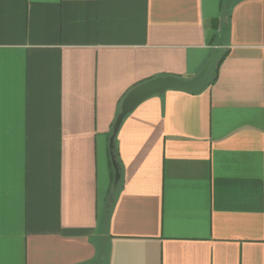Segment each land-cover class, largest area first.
<instances>
[{
  "label": "crops",
  "instance_id": "1",
  "mask_svg": "<svg viewBox=\"0 0 264 264\" xmlns=\"http://www.w3.org/2000/svg\"><path fill=\"white\" fill-rule=\"evenodd\" d=\"M0 264H264V0H0Z\"/></svg>",
  "mask_w": 264,
  "mask_h": 264
},
{
  "label": "water",
  "instance_id": "2",
  "mask_svg": "<svg viewBox=\"0 0 264 264\" xmlns=\"http://www.w3.org/2000/svg\"><path fill=\"white\" fill-rule=\"evenodd\" d=\"M222 52V47H216L207 62L204 64L202 70L192 79H183L174 75L160 76L136 85L126 94L121 103V110L117 115L113 126V133L110 137V155L115 168V175L110 193V202H113L114 191L121 178L120 165L115 154V138L126 115L132 112L148 97L155 94H162L168 89H177L190 93L201 92L206 87L210 78L211 70Z\"/></svg>",
  "mask_w": 264,
  "mask_h": 264
},
{
  "label": "trees",
  "instance_id": "3",
  "mask_svg": "<svg viewBox=\"0 0 264 264\" xmlns=\"http://www.w3.org/2000/svg\"><path fill=\"white\" fill-rule=\"evenodd\" d=\"M115 154H116L117 159H118L117 147H116V149H115Z\"/></svg>",
  "mask_w": 264,
  "mask_h": 264
}]
</instances>
